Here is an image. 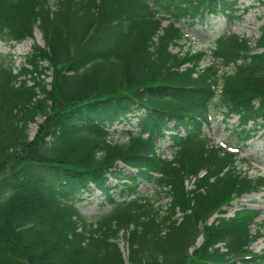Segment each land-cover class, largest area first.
<instances>
[{
	"label": "trees",
	"instance_id": "obj_1",
	"mask_svg": "<svg viewBox=\"0 0 264 264\" xmlns=\"http://www.w3.org/2000/svg\"><path fill=\"white\" fill-rule=\"evenodd\" d=\"M234 4L0 0L1 43L34 29L42 40L16 69L0 54V264H264V248H250L258 211L224 216L231 200L264 189L263 176L236 168L237 145L264 131V22L252 45L222 32L208 54L169 49L177 23L231 20ZM212 108L236 116V150L205 134ZM121 123L130 128L114 140ZM141 183L168 198L163 209ZM92 190L108 208L88 222L78 202Z\"/></svg>",
	"mask_w": 264,
	"mask_h": 264
},
{
	"label": "rangeland",
	"instance_id": "obj_2",
	"mask_svg": "<svg viewBox=\"0 0 264 264\" xmlns=\"http://www.w3.org/2000/svg\"><path fill=\"white\" fill-rule=\"evenodd\" d=\"M54 2V0H49ZM235 15L228 20L222 15L208 16L203 23H195L194 25H187L185 22L180 21L177 23L182 33V38L178 41L177 45L171 46L169 49L172 52H184L186 50H205L208 54V50L211 45V40L222 32L235 33L238 36L246 37L250 40L251 45L253 40L258 37L259 26L264 22V0H235L234 4ZM32 39H25L21 42L14 43L12 45H6L0 42V54H11L13 59V67L18 68L23 61V56L29 51L32 42L42 46V40L40 33L37 29L33 30ZM264 49V48H262ZM212 59L209 55L199 62V67L211 64ZM218 73L230 72L232 66L222 67L216 65ZM45 80H49L46 78ZM236 124V116L233 115L224 119L222 115L215 111L213 108L210 110V121L208 126L204 127L205 134L212 140L214 144L222 145L225 147H234L236 150V144L234 143L232 129ZM115 128L113 139L123 141L124 137H119L118 131L120 129L130 128V124H115L112 126ZM35 130V124L28 125L29 137L32 136ZM167 144L164 140L162 145ZM238 158H242L245 162H237L236 168L247 174L249 177L263 176L264 177V131L259 129L253 137L248 139L244 144L237 145ZM111 183H114L112 181ZM190 183H186L187 187H190ZM138 190L142 192L156 207H165L168 202V198L164 195H160L149 184L141 183ZM82 196L84 198L78 202L80 213L89 222L94 216L99 214L100 211L106 210L108 204L102 201V196L97 190ZM242 205L248 208H253L258 211V214L254 218V224L251 226V233L258 231L260 235L251 242L250 248L258 252L264 248V189L258 192L246 193L230 201L228 206H225L224 216H230L232 211L239 209ZM218 214H213L209 220ZM120 234V233H119ZM121 235V234H120ZM201 241V238L196 239V245ZM118 247L123 254L126 253V243L119 237L117 241Z\"/></svg>",
	"mask_w": 264,
	"mask_h": 264
}]
</instances>
